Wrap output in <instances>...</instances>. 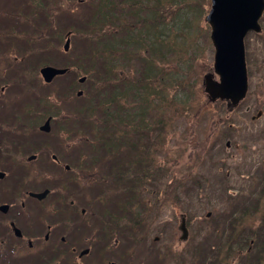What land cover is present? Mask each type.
<instances>
[{"label": "rangeland", "instance_id": "1", "mask_svg": "<svg viewBox=\"0 0 264 264\" xmlns=\"http://www.w3.org/2000/svg\"><path fill=\"white\" fill-rule=\"evenodd\" d=\"M24 1L25 4L28 3V0ZM45 1L46 0H41L44 6H46ZM186 1H191L192 3L189 8L191 12L186 11L182 7L181 14L184 16L185 13L184 17L189 20V38H186L182 32H180V34L177 33L178 31L172 28L171 34L174 36V40L172 41L177 43V48L172 50L162 48L161 51L164 58L169 57V63L167 64L168 68H166L168 75L169 73L173 75L177 82L173 83L170 82L171 80H166L164 81V87H159L161 94L166 97L170 96L174 98L178 106L183 105L189 108L190 115H192L189 116L188 119L184 115L173 118V122H171L175 126L173 130L168 124L163 128L165 143L159 150L162 156L168 157V159L174 163H184L186 167H190L193 173V175H183L177 182L179 186L175 188L173 192H164L165 194L163 197L166 198L162 199L158 205L159 215L156 222L160 224V226L161 224L165 225L174 231L177 242L174 240L173 245L179 247L182 246L183 240L179 238L181 231L177 226L183 215L182 213H185L186 217L191 222V224L188 225L189 231L191 234L193 232L196 237H198L196 241L198 244L206 243L205 234L208 229V224L214 222L218 214L222 213L220 211L221 208H228L231 206L230 200H240L237 209L242 206L244 201H256L258 204L252 206L255 212V214H253L254 220H257L258 217L264 213V43H262L259 36L255 33L248 34L249 36L247 35L246 45L247 49L249 48L251 61L250 64L247 62L248 70H250L251 73L250 93L241 105L234 109H230L224 102L223 104H221V102L202 103L207 98L202 89L201 79L206 71L212 70L214 47L212 43L209 42L210 40L208 41L207 39L210 26L204 18L206 12L203 15L201 14V10L205 7L206 1L199 0L198 8L196 5L193 6V0ZM67 4H71V2L69 0H47L49 14L53 15L54 13L64 11L65 8L68 7ZM71 6L74 8L72 4ZM26 9L27 6L21 10L24 13V16H22L24 22L28 21V17L25 15ZM37 17L38 19L41 18L42 14L38 13ZM192 17L195 19L194 22H192ZM43 22H45L46 25L41 28V33L33 30L27 32V34L31 36V39H29L30 44H26V42L19 41L16 38L13 39L15 43H18L20 52L22 51V46L27 47V49L31 50L30 54L35 56L33 46L41 41L44 36H54L57 42L55 44L62 47L66 37L65 32L72 26V18H56L53 20L51 28L48 27L47 19ZM175 24L178 25V20L173 23V25ZM74 26L80 30V34L83 33L88 36V34L81 31L84 26L80 22L75 21ZM199 29H201V32L198 35L196 31ZM7 32H9V30H7ZM262 32H264V27ZM166 33L167 29L164 33V37ZM9 38L8 36V39ZM165 38L168 37L166 36ZM80 40L82 43L87 42V39L80 38L75 30L70 36V55L76 59H81L82 45L78 44ZM139 46L140 47L137 49L145 48L143 45ZM177 49L181 50V54H179ZM193 54L202 56V65L192 62ZM112 60L116 62V58H112ZM133 61L136 65L139 62L137 59H133ZM41 62V56H37L33 59L34 65L41 64ZM81 62L87 67L88 64L86 62ZM190 63H192L191 67L189 65ZM203 66L207 67L199 69ZM188 70L189 73H186ZM83 74L86 75V79L79 82L77 78ZM88 79V72L84 70H75L72 78L68 79L67 83H64V80H59L57 83L53 82V88L55 89L57 97L56 101L60 108L63 109L61 113L65 112L64 116L68 117V129L72 134L81 135L87 139L90 138L89 136H91V134L87 131H82V126H84L83 124L87 120V113L85 110V105L87 106V104H85V101L77 99L78 101H75L72 106H69L62 96H60L59 90L69 86L71 83L72 85L76 83L72 90L71 87L70 89L67 88L68 92H72L74 95L75 91L81 88L83 89L81 97L84 98L83 95L86 93L87 88L91 86V80L89 81ZM188 84L194 85L190 87ZM50 88L53 89L52 87H47L46 89L50 91ZM183 98L187 99L188 104L182 101ZM154 102L158 105L156 107L158 112L161 111L159 106L166 107L161 101L157 102L154 100ZM138 104L139 107L135 109L140 112L141 106L140 103ZM76 107L82 108L85 112L79 114ZM103 107L104 109L102 112L101 109ZM105 107L107 108L108 106L101 105L100 109L97 111L89 112V115H93L94 119L98 120L95 125H102L106 121L105 115L111 113L112 110H110L109 107L105 109ZM165 109L168 108L166 107ZM171 112L167 113L170 114ZM82 116H84V118ZM225 116H228L227 120H233L235 123L232 125L230 124L228 127H219L216 130H212V125L215 120ZM106 122L109 124L112 122L116 126V120L107 119ZM112 128L114 127L112 126L111 129ZM106 133L116 135V133ZM101 174L110 182L100 181L99 183H93L94 192L98 195V200H96L95 205L101 208L104 204L102 196L105 193H111L113 194L114 205L116 206V216H114L113 220L116 221V217L117 219L127 217L129 214L126 215L124 211L128 209H124L123 206H128V204L121 200L123 195L121 197L116 195V177L104 172L90 171L88 172V180L99 175L101 176ZM195 176L200 178V184L193 181ZM158 182L162 184L164 182V177L161 176ZM126 184L127 182H124V185ZM198 186L200 187L199 189H197ZM229 194L234 196H229ZM142 195L145 197L152 196L148 193H142ZM251 217L252 215L248 216L249 221ZM263 233L264 222L260 227V234L263 235ZM222 234L226 235L216 238L211 234L208 242L217 245L225 238L234 234L233 246L231 250H227V252H231L232 259L230 262H226L225 257L224 261H221V264L232 263L235 260L234 257L238 256L240 253V247L238 245L239 240L237 239L238 235L246 238V236L250 234V229L243 233L227 229L226 231H222ZM189 240L191 239H187V242ZM188 243L190 244L191 241ZM251 244L256 245V242L253 243V239H250V247L252 246ZM196 248H199V246ZM209 249L210 251H216L219 257L225 254V251L220 250L218 246H216V250L213 246H210ZM257 250L258 248H252V251ZM255 255L256 254H251L250 257ZM219 263L220 262H215L214 264Z\"/></svg>", "mask_w": 264, "mask_h": 264}, {"label": "trees", "instance_id": "2", "mask_svg": "<svg viewBox=\"0 0 264 264\" xmlns=\"http://www.w3.org/2000/svg\"><path fill=\"white\" fill-rule=\"evenodd\" d=\"M94 2L97 3L87 0L89 5L85 10L74 6L70 14H67L66 11L63 13L72 17L71 29L76 30L80 38L87 39L80 55L81 59L77 58L72 61V70L73 72L75 70L88 72V80H91V86L87 88L83 95L84 98L76 97L72 92L69 93L70 96L72 95V100H83L87 104V106L85 105L87 120L82 126V131L91 134L88 138V153L80 147L77 148L78 150L76 149L79 158L77 165L88 166L87 174L98 167L106 166L103 172L116 177V195L119 197L123 195L121 200L128 204V206H123L124 209H128L124 213L130 214L128 218L117 219L116 217V221L124 223L126 229L131 225L140 228L143 221L130 216L150 213L154 206H158L162 199L166 198L163 196L167 191H174L177 182L183 175H193L190 167H186L184 163H174L159 153L165 143L163 128L168 124L173 130L175 126L171 122L179 115H184L187 119L192 116L189 108L183 105L178 106L174 98L165 97L160 93L159 88L164 87L166 80L177 82L175 77L170 73L168 75L164 68L166 61L161 52L163 46L160 47V43L166 39L164 33L167 25L171 26L168 22L170 23L172 19L175 20L181 13L179 6H184L185 10H188L192 3L186 0H96ZM177 19L179 20V18ZM75 21L84 26L81 31L88 36L80 34V30L74 26ZM182 28L184 30H181ZM186 28L188 26H183L178 32L185 31L187 34ZM114 41H116V45ZM139 45L145 46L140 49L143 60L138 53ZM131 50L132 57L129 53ZM177 51L181 54L180 49ZM115 54L116 62L112 60L115 58ZM39 56H41V61L49 60L44 56L42 50L39 51ZM135 56L140 59L137 65L132 60ZM117 57L121 61H118ZM192 59V62L200 64L196 54H193ZM81 61L86 62L87 67ZM189 65L191 67L192 63ZM204 68L206 67L203 66L199 69ZM186 73H189V70ZM188 85L192 87L194 84ZM154 100L166 103L169 101L167 105L163 103L168 109H165L164 112V107L159 106L161 111L158 112L156 110L158 105ZM182 101L188 104L186 98H183ZM138 103L141 106L140 112L135 109L139 107ZM202 103H207V100ZM101 105L108 106L112 110L110 114L105 115V119L106 121L107 119L116 120V126L112 122L109 124L106 121L100 126L95 125L98 120L94 119L93 115H89V112L97 111ZM103 109L104 107L101 109L102 112ZM82 117L84 118V116ZM232 121L222 118L219 126L221 128L228 127ZM111 125L114 128L111 129ZM106 132L116 133V135ZM161 171L163 174L159 173ZM159 174L164 176L166 186L153 185L158 181L157 175ZM194 178L193 181L200 184V178L196 176ZM100 181L110 182L103 174H101ZM124 182L127 184L124 185ZM142 193L151 194L152 202L149 203V197L143 196ZM229 196L234 195L229 194ZM103 197L105 201L108 195L104 194ZM239 201V199L230 200V209H221L222 213L220 214L252 215L251 220H248L250 234L246 238L239 235L237 238L241 248L240 255L245 253L249 256L248 264H264V233L260 234L264 213L255 221L253 217L255 212L252 206L258 203L254 200L244 201L242 206L237 209ZM157 209L159 210L158 207ZM233 222L226 219L227 224ZM223 223H225L224 220ZM142 229L147 232L149 227H142ZM208 230L205 234L206 243H202V246L209 248L218 246L220 250L224 251L226 246H233L234 234L217 245L208 242L209 236L213 233L216 238L226 235L222 234V231H226L225 227L209 226ZM250 239H253V243L256 242V245L251 244L250 249L246 250L245 247L250 244ZM252 248H258V250L252 251ZM251 254L256 255L253 258L250 257ZM225 255H227L226 252Z\"/></svg>", "mask_w": 264, "mask_h": 264}, {"label": "flooded vegetation", "instance_id": "3", "mask_svg": "<svg viewBox=\"0 0 264 264\" xmlns=\"http://www.w3.org/2000/svg\"><path fill=\"white\" fill-rule=\"evenodd\" d=\"M8 57L0 54V264H182L176 260L182 259L183 246L158 235H144L142 245L119 246L110 231L91 229L93 214L75 198L57 197L54 187L25 180V174L52 168L33 165L38 152L26 151L4 128L8 94L21 96L17 81L23 76ZM44 188L42 198L31 194Z\"/></svg>", "mask_w": 264, "mask_h": 264}, {"label": "water", "instance_id": "4", "mask_svg": "<svg viewBox=\"0 0 264 264\" xmlns=\"http://www.w3.org/2000/svg\"><path fill=\"white\" fill-rule=\"evenodd\" d=\"M264 9V0H212L206 19L211 23V37L215 45L214 70L220 80L212 73L204 76L205 90L211 99L227 98L236 105L246 94L248 88L244 41L250 29L259 30L256 23ZM69 38L65 43L67 48ZM47 79L63 72V68L45 66L41 69ZM185 230L184 226L182 227Z\"/></svg>", "mask_w": 264, "mask_h": 264}, {"label": "bare ground", "instance_id": "5", "mask_svg": "<svg viewBox=\"0 0 264 264\" xmlns=\"http://www.w3.org/2000/svg\"><path fill=\"white\" fill-rule=\"evenodd\" d=\"M261 16H262V14H260V15L258 16V18H257V20H256V23H258V22L260 21Z\"/></svg>", "mask_w": 264, "mask_h": 264}]
</instances>
